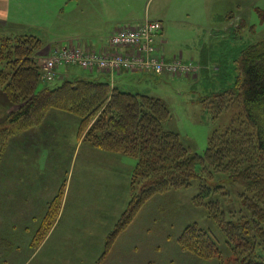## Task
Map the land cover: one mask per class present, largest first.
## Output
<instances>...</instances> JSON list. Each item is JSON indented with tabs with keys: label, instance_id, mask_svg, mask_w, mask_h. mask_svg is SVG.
<instances>
[{
	"label": "rangeland",
	"instance_id": "rangeland-1",
	"mask_svg": "<svg viewBox=\"0 0 264 264\" xmlns=\"http://www.w3.org/2000/svg\"><path fill=\"white\" fill-rule=\"evenodd\" d=\"M69 1L28 0L32 9L23 13H29L30 20L0 33L38 36L44 44L39 52L44 62L56 47L81 39L76 35L94 31L109 41L121 28H135L149 17L161 19L172 50L183 52L185 61L203 59L206 75L196 78L198 66L197 72L182 77L129 70L116 74L136 72L139 82L130 74L111 82L97 73L107 72L80 66H65L62 75L111 82L127 92L163 99L172 113L167 128L179 132L192 153L204 155L211 134L225 130L238 108L213 119L201 100L231 89L242 51L264 40V0H93L92 8L89 0H77L78 5ZM107 20L111 24L120 20V28L117 22L102 27ZM65 80L60 76L41 81L38 89L60 86ZM3 88L0 81V127L21 106ZM40 112L33 123L12 127L0 154V264H5L4 251L12 245L8 264L235 263L236 255L226 247L221 227L207 207L197 203V183L153 194L124 228L118 227L142 188L143 177L134 179L138 159L95 147L87 135L92 124L81 129V119L71 111L52 107ZM223 184L229 193L215 198L226 212L239 209L243 184L228 179ZM56 201L59 207L53 218ZM46 216L51 218L44 226ZM191 224L209 231L221 252L207 254L183 247L191 243L183 237Z\"/></svg>",
	"mask_w": 264,
	"mask_h": 264
},
{
	"label": "trees",
	"instance_id": "trees-1",
	"mask_svg": "<svg viewBox=\"0 0 264 264\" xmlns=\"http://www.w3.org/2000/svg\"><path fill=\"white\" fill-rule=\"evenodd\" d=\"M43 45L36 35L0 33V81L8 98L21 105L0 127V154L13 126L33 123L40 111L52 107L71 111L81 119V129L92 124L87 135L95 147L138 159L134 179L143 177L142 188L134 194L123 214L127 218L118 227L124 228L153 194L197 183V203L206 206L209 216L221 227L226 247L236 255L234 264H264V40L242 51L231 89L201 100L213 119L238 108L225 130L216 129L211 134L204 155L192 153L180 133L167 128L172 113L159 97L83 77L67 78L60 86L39 90L43 69L39 52ZM225 179L241 182L244 187L239 195L240 208L230 212L224 211L215 198L229 193ZM53 207L54 218L57 201ZM50 218L45 217L44 226ZM184 236L191 242L183 245L187 249L221 252L212 234L196 224L188 225Z\"/></svg>",
	"mask_w": 264,
	"mask_h": 264
},
{
	"label": "built area",
	"instance_id": "built-area-1",
	"mask_svg": "<svg viewBox=\"0 0 264 264\" xmlns=\"http://www.w3.org/2000/svg\"><path fill=\"white\" fill-rule=\"evenodd\" d=\"M163 29L158 19L146 18L135 28H121L112 34L110 45L113 52L84 50L77 45L54 49L42 64V81L52 82L59 67L80 66L86 70H103L111 82L120 71H141L183 76L197 72L192 63L165 59L162 48L157 45V36Z\"/></svg>",
	"mask_w": 264,
	"mask_h": 264
},
{
	"label": "crops",
	"instance_id": "crops-1",
	"mask_svg": "<svg viewBox=\"0 0 264 264\" xmlns=\"http://www.w3.org/2000/svg\"><path fill=\"white\" fill-rule=\"evenodd\" d=\"M74 2L73 0H70L68 3L70 2ZM76 1V5H78V1ZM25 2V3H24ZM94 3H98L97 0H95ZM93 0H89V5H91L90 7L92 8L93 7ZM35 8V6H34ZM32 9V7L28 4V0H0V30H7L9 27H15L18 26L19 24H24L27 22V20H30L29 19V16L30 15L29 13H23V12H28V10ZM150 18V17H149ZM150 19H153V18H150ZM154 19H158V18H154ZM158 20H161V19H158ZM114 22H117V25L118 23L120 22V20H116ZM110 23V21H106V23L102 24V27L106 26V27H110L113 25ZM118 28H120V26L118 25ZM115 32V31H114ZM113 32V33H114ZM167 28H166V25L164 24L163 25V29H162V32L157 36V44L160 48H162V52L164 53V56L167 60L171 61V60H174V59H181L183 62L185 63H193L195 66H198V72H197V76L196 78L199 77V75H206L207 71L206 69L203 67V59L200 61V62H196V61H185V57H184V53H179V52H176L174 50H172L171 48V43H170V39L169 37L167 36ZM75 37H80L81 39L77 38L78 41H74L72 40L70 45H77V46H81V48H83L84 50H91V51H97V52H113V48L112 46L110 45V40L109 41H106V39H104L102 37V35H96V32L94 31H89L88 32V35L86 36H79V35H76ZM161 38V39H160ZM160 39V40H159ZM93 46H96L95 48H92ZM56 48H60V47H56ZM55 48V49H56ZM181 56V57H179ZM202 56V54H201ZM183 58V59H182ZM62 68H59L58 69V75L57 77H64L67 79V77L65 75H62ZM68 69L69 71V68H66ZM138 73H140V71H137ZM99 74H102V75H105L108 79L110 78V75L109 74H105V73H101V72H97ZM136 72H122L121 74H118L115 76V82L116 80L118 79V77L120 76H123V75H126V74H130L132 76V79L134 80V82H139L141 81V79H138L136 80L134 75H135ZM143 74H149V73H145V72H141ZM159 76H165L164 74L161 75V74H158ZM186 76V75H185ZM180 77V76H179ZM182 77V76H181ZM1 240H5V241H8V238H4ZM4 241V242H5ZM13 245L10 247L7 246V249L4 251L6 252V256H8V253L12 254L11 252H13ZM17 250H21L22 252V248L21 247H18L17 246ZM1 255H3V253H0ZM7 257H5V264H8V259ZM1 259V258H0Z\"/></svg>",
	"mask_w": 264,
	"mask_h": 264
}]
</instances>
